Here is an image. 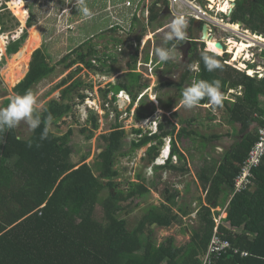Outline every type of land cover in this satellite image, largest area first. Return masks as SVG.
<instances>
[{
  "label": "trees",
  "instance_id": "16d2710c",
  "mask_svg": "<svg viewBox=\"0 0 264 264\" xmlns=\"http://www.w3.org/2000/svg\"><path fill=\"white\" fill-rule=\"evenodd\" d=\"M13 1L8 0L9 3ZM19 1L25 27L28 10L23 0ZM151 1L148 8L144 4L141 10L144 16V13L149 11L147 26L164 27L163 19L169 14V3L167 0ZM225 2H229L228 6L224 3L219 7L221 12L226 13L232 9L233 3L230 4L232 0ZM32 21L33 17L30 16L29 28L34 25ZM142 21L135 16L132 30L136 22H141L144 26ZM240 21L256 36L248 37L251 45L245 42L241 44L230 59L231 64L238 63L242 53L245 59H249L251 53L247 49L264 43V0H237L230 23L236 24ZM192 24L194 25V22ZM225 27L229 28L228 25ZM239 29V25L234 28L236 31ZM118 30L119 28H115L114 32ZM32 37L37 40V45L35 42L32 44ZM28 39V33L24 32L19 40L9 43L6 52L11 56L22 51L28 56L25 67L30 63L25 77L23 78L22 74L14 83L18 84L13 89V94L22 95L26 90H31L36 96L37 86L52 76L56 67L52 66L47 48L37 49L42 40L35 27L29 41ZM116 43V46H120L123 40L117 39ZM181 43L189 45L187 69L181 83L175 85L180 87L181 92L184 85L196 79L221 81L224 96L228 90L243 89V94L236 95L234 101L224 99L222 106H219L225 107L229 125H241V137L230 150H226L219 166H208L199 177L200 187L206 195L205 199L198 200L199 208L193 211L184 205L180 206V192L168 191L162 195L161 206H151L136 222L137 225L132 224L130 217L147 202L153 192L141 177H138L140 182L127 183V188L123 189V185L117 182L120 172L116 169L119 158L134 156L142 149H148L144 160L148 167L153 166L161 154L165 140L171 138V159L164 168L156 170L167 169L183 174L187 170L171 166L172 158L186 160L180 143L185 137L193 138V142L197 141L195 138L199 137V132L189 130L190 124H194L197 117L189 121L181 120L178 112H173L177 108L176 103L169 100L164 104L160 99L163 107L167 109L164 111L172 113V116L184 125L179 132L178 124L171 120L159 123L158 133H152L150 130L144 132L142 128L133 129L137 136L130 143V151L123 153L128 133L117 118V123L110 132L100 137L105 149L95 166L87 163L90 155L76 164L73 161L74 149L70 144L74 131L71 129L61 136L53 131L54 126L89 98L85 92L82 93L87 84L81 79L72 81L75 77L72 73L60 84L67 85L60 99H53L44 111L36 107L42 121L48 114L54 117L46 140H40L43 123L30 138L20 136L16 127L0 132V264H204L201 258L207 256L218 227L217 221L222 218L223 212H226L228 217L222 220L219 233L225 241L232 244V249L223 255H212L209 264H264V162L253 171L251 189L243 194L236 192V180L259 139V127L264 126V79L251 78L225 65L224 59L213 53L209 54L221 61L222 68L208 72L201 59L204 45L200 49L197 42L189 43L183 40ZM176 44L177 41H168L166 46L171 48ZM87 45H90V48L85 52L84 47ZM80 48L82 51H79ZM80 48L75 51L76 57L72 58L74 51L65 56L64 62L71 59L66 69L77 63L95 70L105 69L109 53H104L100 58L101 65H97L93 61V57L99 54L97 46L87 43ZM136 59L137 53L135 61ZM5 61L3 58L0 67L5 65ZM148 61L149 56L146 59V62ZM196 65L199 66V72L194 73L192 70ZM240 65L241 70L247 69L244 64ZM135 69L136 66L133 65L130 72L119 77L117 84L112 82L110 88L103 89L107 101L114 93L113 101L107 104L109 106L106 103L101 105L107 117L112 115L111 108L118 102L119 92H128L133 102H137L145 86L140 84L142 74L133 72ZM81 70L79 68L77 71ZM165 85L173 86L169 83ZM91 87L94 89L93 85ZM75 95L81 100L78 104L71 102ZM179 97L181 100V93ZM11 98L12 96L6 98L0 108L7 107ZM143 98L135 112L137 122L150 119L155 112L143 109L146 103ZM206 105L207 98L197 107L204 108ZM131 108L128 109L129 116ZM114 110L117 116H120L119 109L115 107ZM89 112L92 113L90 121L93 122V127L83 128L82 133L91 132L89 139H93L101 124L98 114L95 113L97 110L90 109ZM234 130L238 131L237 127ZM220 138L215 136L211 139ZM30 141L33 145L31 148L28 147ZM37 144L40 146L36 147ZM108 191L110 194L105 199V193ZM219 209L223 212H219ZM194 213L198 214L196 225L192 228L191 239L187 243L177 244L175 236L164 239L161 243L155 240L154 225L168 229L173 225L183 224L184 219ZM244 253L247 255L244 256Z\"/></svg>",
  "mask_w": 264,
  "mask_h": 264
},
{
  "label": "rangeland",
  "instance_id": "374dc122",
  "mask_svg": "<svg viewBox=\"0 0 264 264\" xmlns=\"http://www.w3.org/2000/svg\"><path fill=\"white\" fill-rule=\"evenodd\" d=\"M208 1L212 4H217L216 7H219L218 5L222 6L224 3L225 6L229 4V2H225V0ZM236 1L237 0H232L230 4L236 3ZM23 2L28 10L25 27L24 14L21 9L20 1L14 0L13 3H9L8 0H0V62L2 63L3 58L6 59L5 65L0 67V107H2L6 98L13 96V89L18 84L14 83L22 74H24L23 78L25 77L30 66L29 63V66L27 68L25 67V61L28 57L27 54L19 52L9 56L6 52L7 46L9 43L19 40L24 32L28 33L30 39L32 29L35 27L39 32L40 40H42L41 46L37 49L43 47L47 48L52 66L56 67V72L37 86V94L35 96L37 101L36 107L40 111H44L53 99H60L63 90L67 87V85L61 86L60 84L72 73L75 76L72 81L81 79L87 84L82 91V93L85 92V95H89V98L85 101V105L81 103L82 105L76 106V109H74L67 118L53 127V131L59 136L65 135L71 129L74 131L70 139V144L74 149L73 161L76 164L90 155V159L87 163L91 166H95L98 157L105 149L100 137L110 132L113 125H116L117 118L119 119V123L125 126L124 129H126L128 133L123 153L130 151V143L137 136L133 132V129L142 128L145 130L144 132H146L150 130L151 124L155 122L159 124L171 120L178 124L179 132L184 125H181L179 119L173 117L172 113L166 112L167 109L163 107L160 99L163 100L164 104L169 100L175 102L177 108L173 112H178L181 120L189 121L191 118L197 117V121H195L194 124H190L189 127V130L199 132V137L195 138L197 141L193 142V138L187 139L185 137L180 143L181 149L185 151L189 158L186 159V161L178 159L179 162L177 165H175V161L171 164V166H176L178 169L185 168L187 171L183 174L172 172L167 169L156 170V168L164 167H155L154 165L148 167V164L144 160L148 149H142L134 156L124 159L119 158V163L116 167L120 172V178L117 182L123 185V189L127 188V183L140 182L138 177H141L153 192L151 196L148 197L147 202L130 217L132 224H136L145 214V211L151 206H161L163 204L162 195H165L168 191L172 193L175 192V190L180 192V199L178 200L180 206L184 205L186 206L185 208L192 209L193 211L197 210L199 208L198 200L200 198L205 199L206 197L203 191H199L200 188L197 187V182L200 183L199 177L208 166H219L226 150H230L232 145L241 137V125L237 124L236 126H231L227 123L225 107L219 108L207 105L208 107H194L189 110L184 108L180 103L179 95L181 89L175 85L181 83L182 76L187 69L186 64L189 56L185 53H187L189 45L186 43L177 41L174 47L177 49L174 53L175 58L163 63L168 64L165 65V68L161 67L156 69L159 67L158 65L160 62H158L155 56V49L158 47H167L166 43L168 41L166 36L169 31L167 26L174 18L167 13L166 17L163 19L164 27L161 25H154L152 27L147 26L148 23L146 18L149 15V11L147 10L144 16L141 10H143L144 4L147 6L146 8H148L152 2L151 0H144V2L143 0H85V3L93 13L91 18L88 19L79 15L75 7V0H23ZM199 6L205 7L206 5L201 1L199 2ZM138 8L140 11H138ZM233 8L234 11L228 12L227 17L216 14L218 18L221 17L226 20L222 23L224 26L216 28L213 39L224 40L226 37L232 36L228 41L226 39V44H228L229 47L231 46V41H235L236 43L240 42V46L243 42L247 45H251L248 37H255V34L251 33L241 21L236 24L230 23L231 17L236 10L235 4H233ZM215 11H217V9H215ZM216 15L213 16L217 20ZM30 16L33 17L32 22L34 25L32 28L28 26ZM135 16L138 17L139 20H143L145 25L143 26L141 22H136L132 30ZM225 25H228L229 28L225 27ZM238 25L240 29L237 31L234 30ZM115 28H119V30L114 32ZM193 29L194 25L191 31L187 29L186 36L200 38V33L198 31H193ZM188 32H191V35H189ZM117 39H122L123 44L116 46ZM32 40V44L34 42L36 45L38 44L37 40L33 37ZM87 43L96 45L98 48L97 51L99 54L93 57V61L97 65H101L100 58L104 56V53L105 55L109 53V56H107L108 64L105 65V69H103V71L95 70L80 63L75 64L70 69H66V65L71 59H66L64 62L65 56L74 51L72 58L76 57L75 51ZM25 45H27V43ZM36 45H32V47ZM198 47L201 49L203 46L200 44ZM89 48L90 45L85 46V52H88ZM260 48H264V43L255 44L254 47L248 48L247 50H250L251 56L252 52L254 54L257 52L259 56ZM30 50L31 48L29 50L27 49V53H29ZM79 51H82V48H80ZM227 52L228 51L225 53ZM136 53L137 59L135 61ZM110 55H112V57ZM147 56H149L148 62H146ZM233 56L234 55H231L230 59H232ZM219 57H223L225 65L245 73L243 70L239 69L241 67L240 64H231L232 61L230 62L228 58V61L225 62V54ZM242 57V61H244V53H242ZM131 65L136 66L133 72L142 74L140 84H143L145 87L139 94L137 102H133L132 96L127 97L124 95L123 99L125 103L119 101V103H115V106L111 104L112 115L107 117V113L103 107L101 109V105L102 103H106V105L111 103L110 101H113L114 93L110 95L107 101L104 98L103 89L110 88L112 82H114L113 84H117L121 75L130 72ZM79 68L82 70L77 71ZM192 71L194 73L199 72V67H194ZM262 72H264V70L261 69L259 73L264 75ZM213 80L214 79H211V81ZM166 83L172 84L173 86H167L165 85ZM190 83L191 82L184 85L182 90L190 86ZM92 85L94 89L91 87ZM242 91V88L237 91L228 90L224 99L234 101L236 95L243 94ZM144 94L146 95L143 100H145L146 103L143 105V109L148 112H155L148 121L137 122L135 112L141 104L140 96L142 97ZM127 99L133 102L130 116L127 111L130 103ZM80 101L77 95L71 99L73 104H78ZM118 105L120 116H117V112L114 110L115 107L118 108ZM91 106L98 109L95 113L98 114L101 124L100 129L93 139H89L91 132L82 133L83 128L88 126H90V128L93 127V122L90 121L92 113L90 114V112L87 111ZM235 127H237L238 131L234 130ZM16 128L19 135L24 138H30L34 134V131L23 121H21ZM215 136H220L221 138L212 140L211 138ZM167 140L169 139L167 138ZM167 147L169 149V146ZM164 161L165 160L162 162L164 163ZM109 194V191L106 192L104 198L106 199ZM219 212L221 211L219 210ZM223 215L222 213V216ZM223 218H227V216H223ZM195 225L193 219L189 216L184 219L183 224L173 225L168 229L155 226L154 238L158 243H161L164 239L173 238V236H175L177 244L183 245L190 240L191 230Z\"/></svg>",
  "mask_w": 264,
  "mask_h": 264
},
{
  "label": "clouds",
  "instance_id": "9594fccd",
  "mask_svg": "<svg viewBox=\"0 0 264 264\" xmlns=\"http://www.w3.org/2000/svg\"><path fill=\"white\" fill-rule=\"evenodd\" d=\"M188 1L190 3H193L196 0H194V1L188 0ZM201 1H203V3L206 6H208V5L212 6L213 5L214 8H217L216 7L217 4H212L208 0H200V2ZM234 4L236 5V3H234ZM75 7L77 8L79 15H82L86 19L91 18V16L93 15L91 10L89 9L87 4L85 3V0H75ZM168 10H169V14L171 15L170 4H169ZM220 15L224 16V17L228 16L225 13H220ZM173 18L174 19L167 26L169 29L167 36H166L167 41H183L184 40V41H188L189 43L197 42V43H199V45L200 44L204 45V51L201 52V59L203 61L205 69L208 72H212L216 69H221L222 68L221 61L218 60L214 55H210L209 53H213L217 56H220V55H218L217 53H214L213 51L209 50L208 47H206L208 40L213 39L214 31L218 27H213L212 29L214 31L210 32L209 24H206L203 21H197L195 19H186V17L183 15H177ZM219 19H221V17ZM223 20L225 21L226 19L223 18ZM193 22H194L193 31H198L200 33V36H201V32L203 35V26L204 25L208 26V35L211 38L208 36L210 39L203 41L202 36L199 39H192L193 37L186 36L187 29H188V31L192 30V27H193L192 23ZM197 23H200V26H198ZM222 26H224V25L222 24ZM199 30H201V31H199ZM190 33L191 32H188L189 35H191ZM231 38H232V36L226 37L223 41L226 43V39H231ZM223 41L216 40V43L221 42L225 47V44L223 43ZM228 47H229L228 44H226V47L224 48V50H227ZM176 51H177V49L174 47H171V48L170 47H158V48H156L155 49V56L157 57L158 62H160L159 67L157 66L158 68H156V69H159L161 67L165 68V64H163V63L174 59L175 58L174 53ZM257 56H258L257 52L255 54L252 52V56L249 59H246V61H245V56H244V61H242L243 57H241V59L239 61L240 63L238 62L236 64H238V65L244 64V66H246L247 69L243 70V72H245V74L249 76V74H248L249 72H258L259 71L258 69L262 67L258 63H260L261 59L264 58V52L261 53L259 50V56H261V57H259V56L257 57ZM221 58H223V57H221ZM226 61H228L227 58L225 59V62ZM196 66H198V65H196ZM252 66H253V68H251ZM260 73L254 74L255 77H258ZM249 77L255 78L252 76H249ZM232 92H234V91H232ZM122 93H125V95H127L128 97H131V95L128 92L121 91L118 93V103H119V101L124 102V99L120 100L122 98L121 97ZM145 95L146 94H144L142 97L140 96V98L142 99L143 97H145ZM205 98H207L209 106H215V107L222 106L223 100H224V94L221 91V81L213 80V81L209 82V81L202 80V79L194 80L190 86H187L182 90L180 103L183 105L184 108L190 110V109H193L194 107H197L200 104V102L202 100H204ZM127 100H129L128 102L130 103L129 107H128V109H129L130 107H132L133 102H132V100L130 101V99H127ZM36 104H37L36 97L31 90H26L24 92V94H22V95L21 94H13V96H12L11 100L9 101L7 107L0 108V132L15 128L18 124H20L21 121L25 122L32 131H35L37 128H40L41 124L43 123L44 128H43V131L40 135V140L41 141L46 140L48 138V134H49L51 125L53 123L54 117L52 114H48L47 117L42 121L40 115L36 111ZM204 107H208V106L206 105ZM118 109H119V105H118ZM128 109H127V111H128ZM119 111H120V109H119ZM148 120L149 119L142 120V122H144V121L146 122ZM149 123H150V121H149ZM149 123H147V124H149ZM154 125H156V126H154ZM158 130H159V124L158 123L155 122L154 124H151L150 131L152 133H158ZM168 139L169 140L166 139L167 141L165 140L166 144H165L164 149L162 150L158 160L154 164L155 167H165L171 159L172 143H171V138H168ZM32 146H33L32 142L30 141L28 144V147L31 148ZM39 146H40L39 144L36 145V147H39ZM167 146L170 147L169 155L166 159H163V155L165 152L164 150H165V147H167ZM163 160H165L164 163L162 162ZM172 160L175 161V163H176L175 165H177L179 162L177 157H173ZM159 163H163V164H159ZM197 216H198L197 213H194L193 215H191V218L193 219L194 224L197 220ZM221 219L225 220V218H223V216Z\"/></svg>",
  "mask_w": 264,
  "mask_h": 264
},
{
  "label": "built area",
  "instance_id": "2783aa9c",
  "mask_svg": "<svg viewBox=\"0 0 264 264\" xmlns=\"http://www.w3.org/2000/svg\"><path fill=\"white\" fill-rule=\"evenodd\" d=\"M170 4V11L171 15L173 17L177 15H183L186 17V19H195L197 21H203L206 24H209L210 32H213V27H222V23L224 22L223 18L219 19L217 15H220V13H225L220 11L219 8H214V6H199L200 0H196L193 3H190L188 0H167ZM234 4V3H233ZM232 4V8H233ZM235 7V6H234ZM217 9V11H215ZM219 9V10H218ZM234 9V8H233ZM233 9L229 10V12L234 11ZM228 12L225 14L227 15ZM212 14V15H211ZM217 14V15H216ZM213 15H216L217 20L214 18ZM229 39H227L228 41ZM223 41V40H221ZM260 52H264V48L260 49ZM260 65L262 66L258 70L262 69L264 70V58L261 59ZM159 66V65H158ZM256 74L259 73L255 72ZM264 73V72H262ZM252 77H255V75H251ZM259 79H264V75L259 74ZM125 93H122L121 99H123V96ZM127 96V95H126ZM128 97V96H127ZM121 102V101H120ZM85 105V104H83ZM100 108V107H99ZM90 109L98 110L95 107H90L87 109L89 112ZM102 109V106H101ZM145 122V121H144ZM259 139L256 142L255 146L253 147L249 158L247 161L243 164L241 173L238 176L236 180V192L237 194H243L246 191H249L253 185V179L254 174L253 171L257 168H259L264 162V126L259 127ZM222 219L217 221L218 227L215 230L214 238L212 240L211 245H209L210 248H208L207 256L203 258L202 261H204V264H209L210 257L212 255H223L224 253H227L229 250L232 249V244L228 241H225L223 236L219 233V228L221 227ZM237 253V251H235ZM247 254L244 253V256Z\"/></svg>",
  "mask_w": 264,
  "mask_h": 264
},
{
  "label": "bare ground",
  "instance_id": "6f19581e",
  "mask_svg": "<svg viewBox=\"0 0 264 264\" xmlns=\"http://www.w3.org/2000/svg\"><path fill=\"white\" fill-rule=\"evenodd\" d=\"M240 43V42H239ZM239 43H236L235 41H231V46L227 48V50H222V49H219L217 46H216V40L215 39H210L208 40L207 42V46H208V49L217 53L218 55H224L226 51H228L226 53V58L228 55H234L236 50L240 47V44ZM22 52V51H20ZM230 59V58H228ZM156 101V100H155ZM156 103V102H155ZM164 155H163V159H166L169 155V151H170V147L168 149V147H165V150H164Z\"/></svg>",
  "mask_w": 264,
  "mask_h": 264
},
{
  "label": "water",
  "instance_id": "95a60500",
  "mask_svg": "<svg viewBox=\"0 0 264 264\" xmlns=\"http://www.w3.org/2000/svg\"><path fill=\"white\" fill-rule=\"evenodd\" d=\"M197 25L200 26V23H197ZM208 36H209V35H208V26L204 25V26H203L202 40L205 41V40L210 39L211 37L209 36V37H210V38H209ZM216 46H217L219 49H222V50H224V48H225L224 45H223L221 42H217V43H216ZM230 57H231L230 55L227 56V58H230ZM155 226H156V225H154L153 227H155Z\"/></svg>",
  "mask_w": 264,
  "mask_h": 264
},
{
  "label": "crops",
  "instance_id": "0c3cea01",
  "mask_svg": "<svg viewBox=\"0 0 264 264\" xmlns=\"http://www.w3.org/2000/svg\"><path fill=\"white\" fill-rule=\"evenodd\" d=\"M214 53H215V52H214ZM160 112H161V111H160ZM182 152H183V151H182ZM183 153H184L186 159H188L189 157L186 155V153H185V152H183ZM185 161H186V160H185ZM197 187L200 188L199 191L202 190L201 187H200V183H199V182H197ZM197 187H196V188H197ZM198 188H197V189H198ZM219 210H220L221 212H223L222 209H219ZM219 210H218V211H219ZM223 214H224L223 216H227L226 212H225V213L223 212ZM227 217H228V216H227ZM225 219H226V218H225ZM189 232H190V231H189ZM190 239H191V236H190Z\"/></svg>",
  "mask_w": 264,
  "mask_h": 264
},
{
  "label": "flooded vegetation",
  "instance_id": "af4514ba",
  "mask_svg": "<svg viewBox=\"0 0 264 264\" xmlns=\"http://www.w3.org/2000/svg\"><path fill=\"white\" fill-rule=\"evenodd\" d=\"M201 36H202V32H201ZM223 43L225 44V47H226V43L223 41ZM185 54H187V53H185ZM225 55H226V53H225ZM187 59V58H186ZM187 65V64H186Z\"/></svg>",
  "mask_w": 264,
  "mask_h": 264
}]
</instances>
